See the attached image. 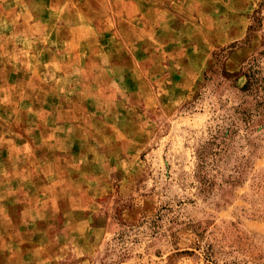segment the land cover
Segmentation results:
<instances>
[{
	"label": "rangeland",
	"instance_id": "obj_1",
	"mask_svg": "<svg viewBox=\"0 0 264 264\" xmlns=\"http://www.w3.org/2000/svg\"><path fill=\"white\" fill-rule=\"evenodd\" d=\"M150 2L0 0V264H264V0Z\"/></svg>",
	"mask_w": 264,
	"mask_h": 264
},
{
	"label": "crops",
	"instance_id": "obj_2",
	"mask_svg": "<svg viewBox=\"0 0 264 264\" xmlns=\"http://www.w3.org/2000/svg\"><path fill=\"white\" fill-rule=\"evenodd\" d=\"M145 1H147V3H146L147 7L153 6V4L151 5V2L149 3L150 0H145ZM73 7H75V6H73ZM74 11H78V8L75 7V10L73 9V12ZM80 12H81V10L79 11V13ZM9 19L10 18H8V20L6 18H0V26L2 23L5 24L6 22L9 24L10 23ZM11 19H13L15 21L18 18H11ZM48 19L49 18H43V21L45 22ZM86 21L89 22V21H91V19L85 18V16H83V18H65V36H64V38H65V52H64L65 53V59L69 58L70 56H72L73 58L77 57V59H80V58L82 59L81 63L78 62L76 64V63H73L74 62L73 61L72 63L74 66L65 68V70L69 69V71L71 72L70 73L71 75H72V71H73V73L74 72H80V70L83 69L82 68L83 59L86 56V54L88 53L86 50L80 49V48H86L85 47L86 45L81 44L82 47H80V43L78 42L80 39L85 40L88 37V35L85 34L86 28H87L86 27ZM43 34H45V36L51 38V40H53V41L60 40L59 37L61 36L60 31H57V33L55 34V32L52 31L51 29L45 30L43 32ZM3 36L5 37V35H3ZM13 36L15 38L16 34L14 33ZM6 37H7V35H6ZM75 39L78 40L77 41L78 44L77 45H75V44L71 45V43L75 42ZM16 43H20V42H16ZM48 45L51 46L52 44H48ZM49 46L47 47L48 49H49ZM0 47H1V44H0ZM100 59H101V57H100ZM66 62H68V61H66ZM65 75L67 78H69V80L67 82H65V86H67V89H69L70 88V77H71V75H69V74H65ZM77 77L79 78V76L77 75L75 77V82L79 83V80ZM78 87H79V85H78Z\"/></svg>",
	"mask_w": 264,
	"mask_h": 264
}]
</instances>
